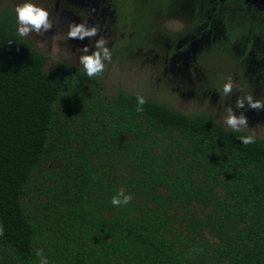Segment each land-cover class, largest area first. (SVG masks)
I'll return each mask as SVG.
<instances>
[{
    "label": "trees",
    "instance_id": "1",
    "mask_svg": "<svg viewBox=\"0 0 264 264\" xmlns=\"http://www.w3.org/2000/svg\"><path fill=\"white\" fill-rule=\"evenodd\" d=\"M105 82L0 10V264H264V138Z\"/></svg>",
    "mask_w": 264,
    "mask_h": 264
},
{
    "label": "flooded vegetation",
    "instance_id": "2",
    "mask_svg": "<svg viewBox=\"0 0 264 264\" xmlns=\"http://www.w3.org/2000/svg\"><path fill=\"white\" fill-rule=\"evenodd\" d=\"M23 2L6 0L7 7L1 9L12 11L15 30L12 7ZM32 2L49 13L51 23L43 34L25 36L40 53L82 67L81 48L87 45V54L96 51L95 41L102 37L110 54L100 72L104 80L109 65L132 71L131 84L139 88L140 97L204 116L229 131L225 119L231 108L234 115L243 113L247 119V127L238 132H264V108L253 110L247 103L235 107L236 100L246 96L264 102V0ZM75 24L95 27L97 35L68 38L69 26ZM229 82L232 91L226 95L223 85Z\"/></svg>",
    "mask_w": 264,
    "mask_h": 264
},
{
    "label": "clouds",
    "instance_id": "3",
    "mask_svg": "<svg viewBox=\"0 0 264 264\" xmlns=\"http://www.w3.org/2000/svg\"><path fill=\"white\" fill-rule=\"evenodd\" d=\"M14 16L17 25V35L20 37H25L29 33H35L37 35L43 34L51 28V23L49 21V13L37 6L32 2V0H24L23 3L18 4L14 9ZM97 35V29L95 27H87L85 24H75L69 26V31L67 32V37L72 39L83 40L85 37L92 38ZM106 40L104 38H99L95 41L94 47L96 51L88 53L87 45H84L81 50L83 55L79 57V64L84 70V74L91 78L104 69L103 61H107L110 58L108 49L105 47ZM232 91L231 83H225L223 85L224 94H229ZM137 107L136 111L141 112L142 105L145 103L142 97H137ZM245 103L248 107L253 110H260L264 108V102L254 101L251 96H246L243 99H237L235 102V107L237 109L244 108ZM228 115L225 119V124L233 131L238 132L241 128L247 127V119L243 113L240 115H234L231 108L226 110ZM242 144H250L254 142V137L251 135L237 137ZM131 200V196L125 194L123 190L118 191L117 195L111 200L113 207L127 205ZM37 256L40 257V264H47V260L40 256L37 252Z\"/></svg>",
    "mask_w": 264,
    "mask_h": 264
},
{
    "label": "rangeland",
    "instance_id": "4",
    "mask_svg": "<svg viewBox=\"0 0 264 264\" xmlns=\"http://www.w3.org/2000/svg\"><path fill=\"white\" fill-rule=\"evenodd\" d=\"M17 5H13V10L15 9ZM7 7V3L6 0H0V10L4 9ZM33 39L38 41L34 35ZM58 38L54 39V42L57 41ZM40 47V45H38ZM53 56H55V50H53ZM115 66L113 65H109L107 67H105L106 72H104L105 74V89L107 90V94L108 93H113L115 92L118 88L123 89L127 92L130 93H136L137 95H141L139 88L136 87V89H133V85L131 84V80L133 81L135 73L134 72H130L128 70H124V71H117L116 69H114ZM133 70V69H132ZM134 71V70H133ZM126 82H129L130 84H126ZM261 134H258L257 137H263L264 138V132L261 130L260 132Z\"/></svg>",
    "mask_w": 264,
    "mask_h": 264
}]
</instances>
